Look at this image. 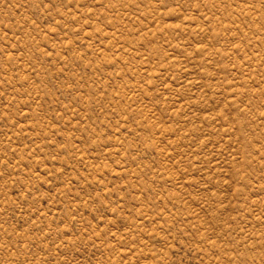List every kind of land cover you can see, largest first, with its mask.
Listing matches in <instances>:
<instances>
[{"label":"rangeland","instance_id":"374dc122","mask_svg":"<svg viewBox=\"0 0 264 264\" xmlns=\"http://www.w3.org/2000/svg\"><path fill=\"white\" fill-rule=\"evenodd\" d=\"M0 264H264V0H0Z\"/></svg>","mask_w":264,"mask_h":264}]
</instances>
